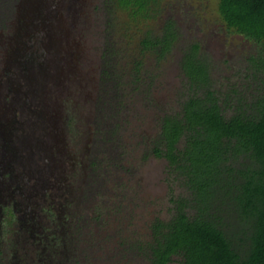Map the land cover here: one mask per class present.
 Returning a JSON list of instances; mask_svg holds the SVG:
<instances>
[{
	"label": "rangeland",
	"instance_id": "obj_1",
	"mask_svg": "<svg viewBox=\"0 0 264 264\" xmlns=\"http://www.w3.org/2000/svg\"><path fill=\"white\" fill-rule=\"evenodd\" d=\"M104 1L0 0V68L7 69L2 63L6 47L13 46L10 52L20 59L26 37L33 35L38 40L36 24L41 27L45 48L40 79L51 81L52 76V81L60 82L62 74L70 71L78 81L76 86L87 82L81 90L89 97L74 96L64 108H50L45 93L48 81L40 92L44 96L41 113L69 116L64 129L58 125V138L69 145L80 139V144L88 145V162H94L89 163L93 168L82 182L79 200L73 202L80 213L77 230L89 225L85 231L89 240L80 239L86 251L93 248L94 255L87 257L86 264L102 262L104 258L96 251L116 236L126 243V256L133 264H146L152 223L170 215L172 194L186 193L177 172L165 175V161L152 152L159 117L178 111L186 95L180 55L197 42L209 60L215 88L223 93L231 88L248 92L254 82L256 86V78L251 82L238 79L251 72L249 59L261 47L226 27L217 10L218 0H161L157 15L141 22L130 20L126 11L111 9ZM168 18L175 21L179 32L172 50L160 59L141 53L140 39L147 31L160 33ZM52 52L60 59L51 61ZM113 161L121 169L102 175L105 165ZM75 256L67 264H83L82 256Z\"/></svg>",
	"mask_w": 264,
	"mask_h": 264
},
{
	"label": "trees",
	"instance_id": "obj_2",
	"mask_svg": "<svg viewBox=\"0 0 264 264\" xmlns=\"http://www.w3.org/2000/svg\"><path fill=\"white\" fill-rule=\"evenodd\" d=\"M160 1L104 3L141 22L157 15ZM217 10L228 29L260 45L238 79L257 84L223 93L197 42L180 55L186 95L178 111L159 117L152 152L168 160L186 193L172 194L168 218L152 223L150 264H264V0H218ZM178 33L168 18L160 33L144 34L140 52L163 58Z\"/></svg>",
	"mask_w": 264,
	"mask_h": 264
},
{
	"label": "flooded vegetation",
	"instance_id": "obj_3",
	"mask_svg": "<svg viewBox=\"0 0 264 264\" xmlns=\"http://www.w3.org/2000/svg\"><path fill=\"white\" fill-rule=\"evenodd\" d=\"M32 37L22 42L24 53L20 59L10 52L13 46L6 47L2 63L7 69L0 68V264H67L72 255L82 256L86 264L87 257L94 255L93 248L86 251L80 239L85 236L83 242L89 240L85 234L89 225L77 230L80 213L73 202L79 200L82 182L93 168L89 163L94 162H88V145L80 144V139H75L76 145H69L64 138H58V125L61 123L64 129L69 116L41 113L44 96L40 92L48 81L45 93L50 108H64L74 96L89 97L81 90L87 82L76 86L78 81L70 71L62 74L60 82L52 81V76L51 81H42L39 66L45 48H36ZM49 59L56 61L60 57L52 52ZM163 160L168 176L173 169L168 160ZM121 166L118 161L109 162L102 175L117 173ZM76 241L79 244H74ZM105 242L108 244H103L96 254L107 260L99 264H133L132 258L126 256V243L117 236L113 242ZM148 244L146 264H150Z\"/></svg>",
	"mask_w": 264,
	"mask_h": 264
},
{
	"label": "water",
	"instance_id": "obj_4",
	"mask_svg": "<svg viewBox=\"0 0 264 264\" xmlns=\"http://www.w3.org/2000/svg\"><path fill=\"white\" fill-rule=\"evenodd\" d=\"M33 27H34V29H35V33H36V30L37 31H39V38H38V40L36 39V37L34 36V37H32V42L35 44V46H36V48H38L39 49V47H41V48H43V46H42V40H41V38H42V32H41V27L39 26V25H36V24H34L33 25ZM35 35V34H34ZM37 49V50H38Z\"/></svg>",
	"mask_w": 264,
	"mask_h": 264
}]
</instances>
